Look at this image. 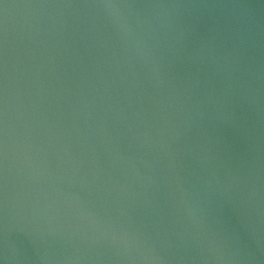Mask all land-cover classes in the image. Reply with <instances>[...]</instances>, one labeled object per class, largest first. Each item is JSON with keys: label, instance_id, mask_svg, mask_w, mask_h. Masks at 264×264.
<instances>
[{"label": "water", "instance_id": "obj_1", "mask_svg": "<svg viewBox=\"0 0 264 264\" xmlns=\"http://www.w3.org/2000/svg\"><path fill=\"white\" fill-rule=\"evenodd\" d=\"M0 264H264V0H0Z\"/></svg>", "mask_w": 264, "mask_h": 264}]
</instances>
